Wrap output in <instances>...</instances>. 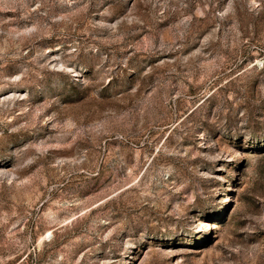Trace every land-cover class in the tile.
<instances>
[{"label":"rangeland","instance_id":"1","mask_svg":"<svg viewBox=\"0 0 264 264\" xmlns=\"http://www.w3.org/2000/svg\"><path fill=\"white\" fill-rule=\"evenodd\" d=\"M0 264H264V0H0Z\"/></svg>","mask_w":264,"mask_h":264}]
</instances>
